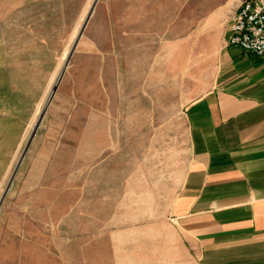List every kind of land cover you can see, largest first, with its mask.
Listing matches in <instances>:
<instances>
[{"label":"rangeland","instance_id":"1","mask_svg":"<svg viewBox=\"0 0 264 264\" xmlns=\"http://www.w3.org/2000/svg\"><path fill=\"white\" fill-rule=\"evenodd\" d=\"M240 1L0 0V264H198L185 109Z\"/></svg>","mask_w":264,"mask_h":264},{"label":"crops","instance_id":"2","mask_svg":"<svg viewBox=\"0 0 264 264\" xmlns=\"http://www.w3.org/2000/svg\"><path fill=\"white\" fill-rule=\"evenodd\" d=\"M229 33L185 109L190 153L170 216L198 264H264V56Z\"/></svg>","mask_w":264,"mask_h":264},{"label":"built area","instance_id":"3","mask_svg":"<svg viewBox=\"0 0 264 264\" xmlns=\"http://www.w3.org/2000/svg\"><path fill=\"white\" fill-rule=\"evenodd\" d=\"M227 44L264 56V0H241L230 25Z\"/></svg>","mask_w":264,"mask_h":264}]
</instances>
